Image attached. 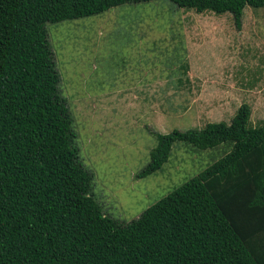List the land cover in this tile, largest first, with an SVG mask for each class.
<instances>
[{"label":"trees","instance_id":"1","mask_svg":"<svg viewBox=\"0 0 264 264\" xmlns=\"http://www.w3.org/2000/svg\"><path fill=\"white\" fill-rule=\"evenodd\" d=\"M151 0H0V264H264V115L155 134L145 177L175 141L229 145L198 174L128 222L103 213L93 173L75 144L73 118L46 24ZM195 12L231 14L264 0H167Z\"/></svg>","mask_w":264,"mask_h":264},{"label":"rangeland","instance_id":"2","mask_svg":"<svg viewBox=\"0 0 264 264\" xmlns=\"http://www.w3.org/2000/svg\"><path fill=\"white\" fill-rule=\"evenodd\" d=\"M79 158L103 213L128 222L198 174L229 145L175 141L155 172L135 178L155 134L229 123L242 103L264 115V7L195 12L167 0L124 3L46 24Z\"/></svg>","mask_w":264,"mask_h":264}]
</instances>
